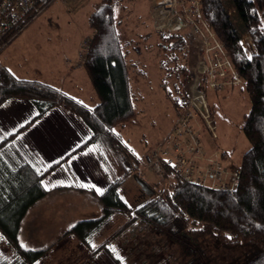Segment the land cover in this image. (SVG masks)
<instances>
[{
	"label": "trees",
	"instance_id": "trees-1",
	"mask_svg": "<svg viewBox=\"0 0 264 264\" xmlns=\"http://www.w3.org/2000/svg\"><path fill=\"white\" fill-rule=\"evenodd\" d=\"M8 1L11 0H0V5ZM16 1L12 0L13 3ZM50 1L44 0L31 10L12 35L26 23L31 24ZM200 1L203 17L213 28L217 39L230 52L233 66L244 82L242 89L250 99L251 109L245 114L243 123V132L250 147L237 168H233L241 171L238 187L233 193L214 190L187 183L165 170L167 180L171 176L173 179L158 195L148 197V200L134 208L121 197V186L137 174L141 165L127 143L114 130L116 125H124L135 118L130 74L138 62L130 58L127 48L129 43L123 39L120 31V21L117 20L115 10L116 0H103L89 17L94 35L89 39L83 64L100 100L97 105L89 107L46 82L20 79L0 64V107L8 101L27 100L37 113L30 122L46 116L51 110L63 108L81 119L91 133V137L82 142L81 146L41 172H37L28 162L13 166L5 159L4 146L14 140L16 134L0 141V236L11 247L14 258L9 263L0 264H40L44 260L52 247L33 250L22 246L19 235L22 222L29 209L53 191L44 187L45 178L62 164H68L73 155L95 143L105 146L116 155L123 175L107 185L102 195L95 189L68 188L96 195L103 210L102 216L78 221L65 232V235L75 237L87 249L89 261H94L101 252L113 255L110 246L118 237L129 227L142 224L160 235L176 240L182 249L178 264H211L200 241V238L207 235L223 249H253L252 254L246 252L230 264H264V81L255 62L249 60L242 49L240 32L222 0ZM231 1L243 27L252 37L258 63L264 70V0ZM158 33L159 50L165 55L160 60L161 68L165 75L176 77L182 85L179 88L180 98L168 93L173 106L180 112L188 103V95L184 91L187 80L183 78L188 75L189 47L192 42L190 37L182 33ZM176 51L184 52L185 64L177 63ZM139 73L144 74L141 70ZM225 154L222 153V158ZM117 213L123 214L128 222L97 248H93L90 240Z\"/></svg>",
	"mask_w": 264,
	"mask_h": 264
},
{
	"label": "rangeland",
	"instance_id": "rangeland-1",
	"mask_svg": "<svg viewBox=\"0 0 264 264\" xmlns=\"http://www.w3.org/2000/svg\"><path fill=\"white\" fill-rule=\"evenodd\" d=\"M89 1L51 0L49 5L45 6L42 11L55 3H60L65 7L64 12L67 14L66 16L62 14L64 21H56L58 16L53 12L54 14L48 13L52 17L55 16L52 19L53 22H51V18H46L47 15L41 16L43 15L41 11L39 16L42 19L33 21L34 23L31 22V24H25L14 37L0 46V54L7 50L10 44L27 29L26 34L22 35L23 37L3 55L4 59L11 56L12 60L8 61L9 63L13 61L12 66L15 75L20 79H35L46 82L55 88L64 90L66 94L72 95L90 107L98 104L100 100L97 99L91 80L88 78L85 69L82 68L89 48L88 43L91 34L88 25V23L90 24L89 20L84 22L82 18L86 11L91 16L103 3V0H93L85 7L87 9H85V12L81 11L80 9ZM151 1L153 4V0H116L115 6L116 17L120 21V31L123 33V39L129 43L127 48L130 58L138 62V65L130 74L133 87L132 98L134 109H136L135 118L125 122L124 125L114 127L115 132L120 135L123 142L127 143L131 152L141 164L140 168L137 169V174L127 179L120 188L121 197L133 208L150 197L137 184L135 176L140 175L147 186L154 191L153 195H158L161 190L164 191L171 182L170 180L173 179L171 176V179L167 180L164 174L165 171L158 174L155 169L149 167L147 160L156 153L154 151L164 142L163 140L176 125L179 114L182 112H177L169 99L170 93L172 96L181 97L179 88L182 85L178 83L179 80L177 81L176 77L171 78L165 75L160 63L165 55L159 50L158 29L163 27L166 20L161 21L157 11L155 12V8L152 6L151 9ZM222 2L226 6L235 27L240 32V38L247 39L246 46L251 42L254 47L252 37L243 27L232 1L222 0ZM56 6L53 7V10ZM70 15L73 16L72 19ZM75 18H78L76 24H79L81 28L76 33L73 31V26L76 24L71 23ZM166 24H168V21ZM79 33L83 35V40L80 43L76 62L71 61L69 55L75 51ZM185 35L189 37L188 34ZM215 39H217V36ZM125 40H123V43H125ZM217 42L221 43L219 39H217ZM193 44L189 48L193 49ZM250 52L253 54L251 53L249 57H251V61L255 62L260 77L264 81V70L258 63L256 48L250 49ZM175 55L179 65L186 63L183 51H176ZM193 55L197 56L195 51ZM0 64H3L2 61H0ZM197 64L199 63L196 62L195 58L188 62V75L183 78L187 80L184 81V91H187L188 86L191 85L189 84L191 82L189 65L194 68ZM72 67L73 69L78 68L74 76L75 82L67 81L65 86H62L64 73H67V70L69 72ZM138 69L144 74H140ZM59 73L61 76H59ZM195 74H193L192 79L200 77L201 81L200 71ZM242 85L229 86L230 88L219 93L211 91L208 92V96L205 91L209 110L214 118L215 127H217V129L215 128L217 137H214L208 130L206 131L204 125L200 126L203 142L202 150L204 151V154L199 155L202 172L210 162L216 161L222 163L224 168L229 171L228 173L232 175L233 170H237L233 168H237L242 156L250 147V143L243 132V123L245 114L251 109V104L248 94L242 89ZM165 89H167V92ZM61 109L63 110V108ZM12 111L13 109L5 107L0 111V117L10 116L11 114L9 115L7 112ZM16 113L3 120L0 125L2 124L1 126H4L7 130L17 128L22 115L27 113L25 111L23 114ZM26 119L28 118L26 117ZM53 123H56V121L44 120L41 123L42 126H50L47 130L42 129L43 134L53 136L58 131L57 123L56 125H53ZM64 125L66 126L67 123ZM28 129L25 128L24 131L16 134L18 138L16 147L28 148L33 151L34 154L32 155L34 157L39 158L38 166H35L37 172L47 170L50 165L59 162L70 152L69 148L67 149V143L63 141L56 144L57 149L47 148L49 140L45 141L41 138L42 135H37L40 130L37 128L26 132ZM20 133L22 134L19 135ZM66 140L65 142H67ZM52 143L54 142L52 141ZM62 147L64 149L60 150ZM37 150L43 152L35 154ZM223 152L226 153L224 158H222ZM32 155H26L25 159L26 157L30 158L29 156ZM82 155L84 157L81 160L76 157L71 160V163L62 164L60 168L45 178V182L43 181L49 190L53 189L57 192L40 200L39 203L29 209L20 230L22 246L33 250L52 247L40 264H178L182 249L176 240L160 235L151 230L150 227L142 224L137 225V227H129L118 237L115 243L110 246L113 255L101 252L94 261L88 260L87 249L75 237L65 235V232L78 221L95 219L103 215V210L96 195L86 192L80 193L77 189L68 188H87L96 191L100 189L103 192L107 185L123 175V169L118 164L116 155L105 146L95 143L86 152V155L85 152ZM231 178L232 176H229L227 181H232ZM62 187L63 189H61ZM127 222L128 220L123 214L117 213L110 217L106 226L97 231L96 235L90 240L91 245H95V248H97L98 245L106 241L108 237L116 233ZM200 241L202 249L206 252L211 264H230L231 261L243 256L242 254L245 255L246 252L248 255L252 254L253 250L238 249L231 251L223 249L217 246L215 240L208 235L200 238ZM113 248L116 250L115 252H113ZM13 259L11 247L7 246L4 238L0 236V263H9Z\"/></svg>",
	"mask_w": 264,
	"mask_h": 264
},
{
	"label": "built area",
	"instance_id": "built-area-1",
	"mask_svg": "<svg viewBox=\"0 0 264 264\" xmlns=\"http://www.w3.org/2000/svg\"><path fill=\"white\" fill-rule=\"evenodd\" d=\"M42 1L44 0H17L13 3L11 0L0 5V46L6 44L25 26L12 35L28 13L42 4ZM153 8L161 21H168L159 31L189 35L194 44L193 49L189 48L188 62L195 58L199 64L195 69L189 65L191 85L186 91V108L179 114L176 125L156 148V153L148 158L147 163L158 174L167 170L187 183L233 193L238 187L241 171L233 170L231 175L222 163L212 161L202 172L199 155L204 154V151L200 126L204 125L206 131L217 137V127L209 110L205 91L219 93L230 88L229 86L243 84L240 74L233 66L230 53L222 42H217L213 28L203 17L200 0H153ZM241 45L249 58L252 53L250 49H255L253 44L250 42L246 46L243 38ZM193 50L197 56L193 55ZM197 71L202 75L201 81L200 77L192 79ZM229 176H232V181H227Z\"/></svg>",
	"mask_w": 264,
	"mask_h": 264
},
{
	"label": "crops",
	"instance_id": "crops-1",
	"mask_svg": "<svg viewBox=\"0 0 264 264\" xmlns=\"http://www.w3.org/2000/svg\"><path fill=\"white\" fill-rule=\"evenodd\" d=\"M91 1H93V0H90L89 2H86V4L84 5V7L83 8H81L80 10L81 11H83V12H85V7L86 6H88L90 3H91ZM55 5H57L56 6V8H55V10H53V7L55 6ZM152 6H153V4H152V1H151V9H152ZM53 10V11H52ZM64 10H65V7H63L60 3H55V4H53V5H51V6H49V7H47V9H45V10H43L42 11V14L43 15H41V16H46V18H48L49 17V19L51 20V22H53L52 21V19H53V17H55V16H50V15H48V13H50V14H52L53 12H55V14L58 16V18L56 17V21H59V22H61V21H64L63 19V15L65 14V16L67 15L65 12H64ZM87 10V9H86ZM88 11H86L85 12V15H83V21L84 22H88V20H89V15H88V13H87ZM54 14V13H53ZM63 14V15H62ZM62 15V16H61ZM72 15H75V14H72ZM72 15H70V18L72 19ZM39 16V15H38ZM37 16V18L34 20V22L35 21H37V20H41L42 19V17L41 16H39L38 17ZM68 17V16H67ZM77 19L78 18H75V19H73L72 20V22L71 23H73V24H76V22H77ZM33 22V23H34ZM88 25H89V27H90V24L88 23ZM27 30V29H26ZM26 30H24L22 33H21V35H19V37L17 38V39H15L14 41H13V43L12 44H10V46L8 47V49L7 50H5L4 52H2L1 54H0V61H2V63L3 64H1L2 66H4L5 68H7L8 70H10V71H12L14 74H15V70H14V67L12 66V62L11 63H9V61H11L12 59H11V56L9 57V56H7V58H5L4 59V57H3V55H5V53L6 52H8L11 48V46L12 45H14V43H17L23 36L22 35H24V34H26V32L28 31H26ZM81 30V28H80V26H79V24H76L75 26H73V31L76 33V31H80ZM90 30H91V34H90V36L89 37H92L93 35H94V33H93V30L91 29V27H90ZM81 40H83V35H81L80 33H79V39H78V41H77V44H75L76 45V48H75V51L74 52H72L70 55H69V59L72 61H76L77 62V60L76 59H78L77 57V53H78V50H79V47H80V43H81ZM76 55V56H75ZM68 57V56H67ZM9 60V61H8ZM67 66V65H66ZM78 68H79V66H78ZM78 68H74L73 69V67L70 69V71L68 72V70H67V73H64V75H63V77H62V82H63V84H62V86L64 85L65 86V83H67V81L69 82H75V79H74V76L76 75V73H77V69ZM81 68V67H80ZM83 69H84V67H82ZM59 76H61L60 75V73H59ZM60 89V88H59ZM61 90V89H60ZM64 91V90H63ZM65 92V91H64ZM68 95V94H67ZM70 95V94H69ZM70 96H72V95H70ZM73 97V96H72ZM76 99V98H75ZM98 99V98H97ZM99 100V99H98ZM9 104V105H8ZM95 105H97V104H95ZM8 108V109H13V111L12 112H7V114H15L16 112L17 113H24V111L27 113V114H24V115H22V118L20 119V121L18 122V124H17V128H13L12 130H7V128H5L4 126H1L0 125V141H2L4 138H7V137H9V135H14V134H17L18 132H21V131H24L25 130V128H29L28 130H26V132H30L31 130H35V129H37L38 128V130H40L39 132L40 133H37V135L38 136H40V135H42V137L41 138H43V139H45V141H48V145H47V148H49V147H51V148H54V149H57V147H56V144H58L59 142H64V143H67L66 145H67V149L69 148V150L71 151V150H74V149H76V148H78L79 146H81V143L82 142H84L85 140H87L88 138H90L91 137V133H90V130L88 129V127L86 126V124L84 123V122H82V120L81 119H79V118H77L76 116H74L71 112H67V111H65L64 109L62 110L61 108H57V109H54V110H51V111H49L47 114H46V116H44L43 118H39V119H36L35 121H33V122H30L34 117H36V115H37V113L35 112V109H34V107H33V105H32V103L31 102H29V101H27V100H24V101H22V100H13V101H8V102H6L4 105H2V107H0V111L3 109V108ZM93 107V106H92ZM16 113V114H17ZM10 115V116H11ZM10 116H4L3 118L2 117H0V123H2V121L3 120H5V119H7V118H10ZM13 116V115H12ZM28 118V119H26L25 120V118ZM44 120H54V121H56V123H57V125H56V123H53V125H56L57 126V129H58V131L56 132V133H54V135L53 136H50L49 134H47V135H45V134H43V132H42V129H45V130H47V128H49L50 126H46V125H43L42 126V122L44 121ZM65 121H66V123H67V125L65 126L64 124H66L65 123ZM32 123V124H31ZM32 125V126H31ZM46 127V128H45ZM22 133H20L19 135H21ZM18 135V136H19ZM16 136V135H15ZM66 136H68V137H66ZM49 137H53V138H49ZM69 138V139H68ZM48 139V140H47ZM67 139V140H66ZM18 138H17V136H16V138H14V140H12L11 142H9L6 146H4V148H5V150H4V156H5V159L7 158V160H8V162L10 163V164H12L13 166H16V165H18V164H21V163H26V162H28L29 164H31L32 166H33V168H35V166H38V163H39V158L38 157H34L32 154H34L33 153V151H31L30 149H28V148H22V147H16V145H17V143H18ZM65 140L67 141V142H65ZM17 141V142H16ZM52 141L54 142V143H52ZM69 145V146H68ZM95 144H92V146H94ZM71 146V147H70ZM92 146H90V147H88L86 150H84V151H81V153H78V154H76V155H73V157L71 158V160H73V159H75L76 157H78V159H80L81 160V158H83L84 156L82 155L84 152H85V155H86V152L88 151V150H90L91 149V147ZM16 149H18V150H16ZM64 149V147H62V149L60 148V150H63ZM44 150V149H43ZM10 152H11V154H10ZM43 151H38L37 150V152L35 151V154H37V153H42ZM70 153V152H69ZM26 155H32V156H29L30 158H27L26 157V159H25V156ZM23 157V158H22ZM71 160L69 161L70 163H71ZM68 162V163H69ZM36 169V168H35ZM44 182H45V180H44ZM43 182V185H44V187L47 189V190H49L46 186H45V183ZM54 192H57V191H51L46 197H49L50 196V194H53ZM81 193V192H80ZM46 197H44V198H46ZM43 198V199H44ZM43 199H41V200H43ZM40 201V200H39ZM21 230V229H20ZM20 235V234H19ZM20 241H21V239H20Z\"/></svg>",
	"mask_w": 264,
	"mask_h": 264
},
{
	"label": "water",
	"instance_id": "water-1",
	"mask_svg": "<svg viewBox=\"0 0 264 264\" xmlns=\"http://www.w3.org/2000/svg\"><path fill=\"white\" fill-rule=\"evenodd\" d=\"M135 180L147 196H152L154 194V191L151 190V188L147 186V184L139 176H135Z\"/></svg>",
	"mask_w": 264,
	"mask_h": 264
},
{
	"label": "snow or ice",
	"instance_id": "snow-or-ice-1",
	"mask_svg": "<svg viewBox=\"0 0 264 264\" xmlns=\"http://www.w3.org/2000/svg\"><path fill=\"white\" fill-rule=\"evenodd\" d=\"M251 57H249V59H250ZM97 192L99 193V194H103L101 191H100V189H97ZM229 239H231V237H228ZM92 247L93 248H95V245H92ZM116 250L113 248V252H115ZM119 258V257H118Z\"/></svg>",
	"mask_w": 264,
	"mask_h": 264
}]
</instances>
